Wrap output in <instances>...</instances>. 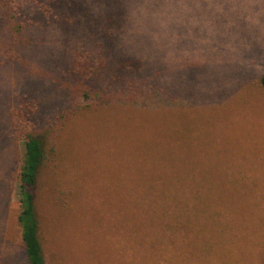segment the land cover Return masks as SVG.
<instances>
[{
  "label": "rangeland",
  "instance_id": "374dc122",
  "mask_svg": "<svg viewBox=\"0 0 264 264\" xmlns=\"http://www.w3.org/2000/svg\"><path fill=\"white\" fill-rule=\"evenodd\" d=\"M79 2L71 26L32 29L34 45L0 65V264H28L17 111L50 114L56 62L103 43L100 17L119 11V54L168 88L79 115L48 147L35 190L47 264H264V0ZM159 232L176 244L160 246Z\"/></svg>",
  "mask_w": 264,
  "mask_h": 264
},
{
  "label": "trees",
  "instance_id": "16d2710c",
  "mask_svg": "<svg viewBox=\"0 0 264 264\" xmlns=\"http://www.w3.org/2000/svg\"><path fill=\"white\" fill-rule=\"evenodd\" d=\"M80 6L79 0L77 2L76 0H0V7L5 10L4 14H0V46L2 47L0 65L18 59V55H22L23 48L34 45L32 29L53 25L71 26L76 20V18L73 20L76 10L86 12V9ZM125 15L123 11L103 14L100 22L107 26L106 31L101 34L103 43L90 48L75 47L56 62V67L52 69L55 102L51 108L55 104L58 106L50 111V114L38 115L36 107H26L25 110L22 108V111H17L19 126L15 134L23 140V157L17 171V193L20 205L17 221L21 228L28 264H47L40 238V221L35 208V190L42 167L53 151L48 147L53 144L57 135L65 129L70 120L79 115L112 103L156 97L155 95L163 93L162 88H168L163 80L159 82L157 71L152 72V68L145 70L142 60L119 54L116 41L118 34L123 31ZM260 84L264 90V74ZM161 191L164 193L161 194L160 202L162 203L165 194V207L167 208L168 201V208L171 209L174 194L166 190ZM208 193L207 196V193L203 192L204 197L212 195V192ZM194 195L195 193L190 194L191 197ZM150 197L149 211L154 213L155 202L157 200L159 203V199L156 194H151ZM194 198L198 199V196L195 195ZM203 203L205 204V201ZM187 206L189 204L184 205L183 209H188ZM209 211L208 206H203L201 203L195 204V210L193 209V213L199 216L206 215L207 219L212 216ZM188 218L187 214V224L182 225V229L191 227L192 222ZM167 219L170 222L168 229L175 231L173 236L177 229L171 222L173 219L162 216L157 220H162L165 224ZM182 223H185V220ZM159 234L160 246L165 242L169 244V248L170 245L176 244L173 237L171 239L160 232ZM165 248L167 250V245Z\"/></svg>",
  "mask_w": 264,
  "mask_h": 264
}]
</instances>
